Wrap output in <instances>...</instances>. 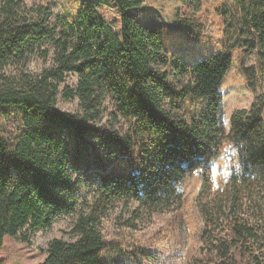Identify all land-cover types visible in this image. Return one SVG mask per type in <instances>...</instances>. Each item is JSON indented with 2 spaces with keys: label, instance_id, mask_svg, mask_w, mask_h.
<instances>
[{
  "label": "trees",
  "instance_id": "1",
  "mask_svg": "<svg viewBox=\"0 0 264 264\" xmlns=\"http://www.w3.org/2000/svg\"><path fill=\"white\" fill-rule=\"evenodd\" d=\"M97 1L118 12V30L92 0L68 1L58 15L51 2L0 0V255L7 238L29 243L65 212L74 240L51 239L38 264H115L113 254L136 263L145 250L124 251L100 231L106 212L131 201L134 215L179 208L182 183L197 174L203 187L226 141L236 165L200 208L202 231L182 211L202 241L187 264H264V95L232 112L226 130L221 90L236 49L250 89L252 74L264 77V0L226 1L223 43L191 62L166 40L201 37L198 0ZM48 46L49 65L26 71L29 56L48 59Z\"/></svg>",
  "mask_w": 264,
  "mask_h": 264
},
{
  "label": "rangeland",
  "instance_id": "2",
  "mask_svg": "<svg viewBox=\"0 0 264 264\" xmlns=\"http://www.w3.org/2000/svg\"><path fill=\"white\" fill-rule=\"evenodd\" d=\"M28 5H46L50 4L51 11L54 15L62 14L68 7H72L69 2L72 0H22ZM69 1V2H68ZM109 3V0H103ZM200 11L197 12L196 19L199 20L203 30L200 38H193L182 33L175 37L174 41L166 46H172L173 51H178L183 57L191 62L193 59L199 58V55L206 56L208 52L219 49L223 43V25L224 16L220 14L222 5L230 0H198ZM96 5L97 12L112 26L119 29L118 12L111 5L99 4L100 1L92 0ZM172 44V45H171ZM49 48L48 59L43 60L42 57L35 53L28 57L25 61V70L31 73L39 72L43 67L48 66L50 55L52 53ZM44 49V47H42ZM241 50L234 51L233 60L228 70L221 90L223 92L224 104V125L228 130L229 119L235 110L248 109L252 104L255 96L264 95V77H256L251 75L253 79V90L247 85L245 75L241 71L238 57L242 55ZM245 55V54H244ZM245 67H251L254 71L256 55L250 53L245 55ZM255 72V71H254ZM74 78L69 76L66 79L68 84L74 83ZM57 106L62 110L74 112L76 109L75 101L57 98ZM112 105L109 100L103 104V114L101 123L108 119L107 113L111 111ZM264 122V112H263ZM223 156L214 165L212 174L203 187H201L200 178L197 174L187 178L181 185L182 202L180 207L173 206L170 210L149 213L143 209L134 215L137 204L131 201L127 205L123 202L114 203L112 208L108 210L101 220L99 226L103 236L108 241H113L121 247L122 250L132 251L136 247L145 250L147 257H139L134 264H187V256L189 252H194L202 241L197 233L202 231L203 219L200 208L206 206L209 199L213 196L220 195L225 191L227 178L230 173V166L236 165V149L229 143L224 142ZM218 200V199H217ZM216 200V201H217ZM175 207V208H174ZM209 205L206 208H211ZM174 208V209H173ZM204 208V207H203ZM215 209V207H214ZM182 211L191 214L192 223L198 229L185 230L182 221L184 215ZM181 216V217H180ZM74 217L65 212L57 214L53 219L50 228H39L29 236V243H22L19 239L5 240L3 252L0 255V264H38L45 256L47 243L53 238H61L66 241L74 240V236L70 232ZM132 219L133 227H128L125 222ZM115 255V256H114ZM115 264H130L126 256L123 254H113ZM146 258V259H145Z\"/></svg>",
  "mask_w": 264,
  "mask_h": 264
}]
</instances>
